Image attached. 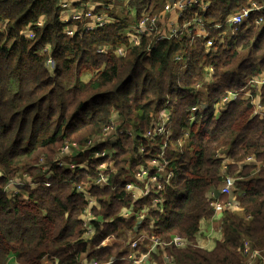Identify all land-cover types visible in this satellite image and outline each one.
I'll return each mask as SVG.
<instances>
[{
  "label": "trees",
  "instance_id": "16d2710c",
  "mask_svg": "<svg viewBox=\"0 0 264 264\" xmlns=\"http://www.w3.org/2000/svg\"><path fill=\"white\" fill-rule=\"evenodd\" d=\"M206 1L208 9L195 12L207 28L223 24L242 8L255 5L259 10L234 33L209 32V50L205 40L185 33L165 41L143 38L129 47L125 21L92 31L79 25L69 37L60 22L61 0H0V264H83L84 259L131 264L124 245L98 246L107 235L136 225L134 217H118L119 209L130 202L120 178L128 180L137 166L152 160L166 162L173 178L153 195L162 206L148 212L138 230L164 242L179 235L192 245L181 250L164 247L150 260L161 263L166 254L173 264H245L239 252L244 238L264 255V169L253 177L256 166L239 167L251 157L258 165L264 163V119L252 116L253 99L264 107V87L249 85L264 75V25L255 23L264 18V0ZM165 2L129 0L128 5L138 19L161 14ZM28 26L35 35L31 40L22 35ZM122 44L126 51L121 57L97 51ZM227 92L239 95L216 114ZM164 113L169 136L148 139L146 133ZM114 116L121 121L119 130L127 127L129 132L118 134L111 158L93 163L107 164L112 169L109 183L120 186L92 189L99 202L95 213L112 222L94 223L95 236L84 242L80 216L85 202L75 188L88 184L90 177L65 170L57 159L69 144L87 145ZM105 146L96 144L81 157ZM219 155L228 160V174L243 192L239 207L251 220L227 211L221 221L222 239L207 251L195 240L200 222L213 215L209 192L221 185ZM41 159L54 172L50 187L25 186L20 194L9 196L6 184ZM93 169L91 178L96 179ZM220 202L226 203L227 197ZM150 205V197L137 203L139 208Z\"/></svg>",
  "mask_w": 264,
  "mask_h": 264
},
{
  "label": "built area",
  "instance_id": "2783aa9c",
  "mask_svg": "<svg viewBox=\"0 0 264 264\" xmlns=\"http://www.w3.org/2000/svg\"><path fill=\"white\" fill-rule=\"evenodd\" d=\"M91 1L93 2L92 6ZM85 2V0H61L60 3L62 12L60 14V22L63 25L64 33L69 37H73L79 25H82L83 29L87 31H92L116 23L124 17L126 18L125 23L127 24L125 37L129 47L138 45L143 38L154 37V39L157 41H165L176 38L185 33L188 37L201 38L205 40V48L209 50L213 45V40L210 38L209 32H220L221 36H225L227 33H234L239 26L247 22L252 13L259 10L255 5H251L249 8H242L233 12L223 24H217L211 28H207L202 18L198 15V12H195L201 11V13H204L208 9L209 4L206 0H166L163 7V12L161 14L152 16L141 15L135 20L132 16L136 14V11L129 7V0H112L111 5L99 0H88V2ZM116 8L118 12L117 14L119 16L115 13L114 9ZM42 23L43 22L41 20L38 21L36 23L37 27H40ZM255 23L264 25V18L257 19ZM3 31L4 25L0 23V32ZM22 35L26 39L30 40L35 37L34 33L30 30V26L24 29ZM97 51L101 54L112 52L115 56L121 57L124 55L126 47L123 44L114 48L102 46L98 48ZM175 59L178 60L179 56H177ZM48 65L50 68L53 66L51 61H48ZM249 85L254 89H261L264 87V75L250 80ZM238 95L239 93L236 92H227L226 96L220 102V105L216 106V114H218L219 110L225 109ZM258 102V99L252 100V116H258L264 119V107ZM195 110L196 108L192 109V112H195ZM161 117L162 118L158 122L154 123L146 133V137L148 139L163 134H166V137L169 136L165 131V127L168 124V114L164 113ZM120 125V119L114 116L111 120L110 126L104 128L100 135L94 137V140L98 141V144L105 143L106 146L102 150L91 152L86 158L81 157V155L84 154L88 148L95 146L92 143L93 138H91L87 142V145H85L86 148L82 152L67 154L65 157L57 159L59 166L65 170H70L72 172L79 171L80 176L82 175L83 178L85 175L90 177L88 179V184L84 186L77 185L75 188L76 193L80 194L85 202V207L83 208L80 216L83 231L81 239L84 242H89L90 239H93L95 236L97 230L95 224L102 225L103 223L112 222L111 219L103 220L100 216L93 215L92 211L99 207V202L97 200V195L93 194L92 189H104L107 187L115 189L120 185L117 183L115 185L109 183L110 181L108 173L112 169H107V164L102 163V165L98 167L95 166L93 162L101 158H111V155L114 153V151L111 149V145L117 141L118 134L122 132H129L127 127H122L121 130H119ZM142 153L143 150L140 151V154ZM162 154L163 150L160 155ZM219 156L223 159L221 185L217 189L211 190L209 192V201L213 210V215H222L221 218H223L226 214V211L228 210V207H234L235 209H238L239 204L237 202L236 195L234 194L237 179L234 176L228 174V160L223 155ZM60 159H63V161ZM247 160L243 163H240L239 167L241 168V165L248 166L254 165V163L256 164V161H254V158L252 157L248 158ZM260 167L264 168V164H260ZM92 168H94V174L97 176L96 179L91 178L90 171ZM48 169L49 171L47 173V181L42 183H31L28 185L26 181H18L16 179L10 180L5 186V192L9 196H14L20 194L22 189L27 185L31 189H34L39 185L50 187L51 183H49V181L54 172L53 169L49 168V166ZM172 178L173 174L171 170L168 169L166 162L159 160H152L150 164L144 167L137 166L136 172L131 173L128 180H125V177H121L120 184L123 186L124 192L130 196V202L128 205L122 207L124 208L122 210V214L127 216L128 211L130 210V214L134 215L132 217H134L137 222L136 216L140 217L146 213L148 214V212H151L154 210V208H161L162 200L153 197V195L162 192L163 187L167 185ZM152 185L153 189L155 190H151ZM222 196L227 197V202L224 204L220 202V198ZM148 197L151 198V205L139 208L137 203L144 201ZM213 215H211V217ZM148 216L149 215H147V218ZM118 217H122V215L119 216L118 214ZM98 218L101 220V222L98 221ZM145 233L147 234V232ZM107 238L108 237H105L103 240H101L98 248L104 247L103 245ZM86 239H88V241H86ZM146 240V245H144L143 248L144 251H139L143 242H124L125 247H127L129 250L128 260L131 262V264H143V262L149 260L151 255H158L159 250H164V247L172 246L176 249H181L188 245L184 238L179 236H172L168 242H164L155 235L147 234ZM242 250H244V253H241L244 257L245 264L251 263L258 257L256 252L248 250L247 243L243 245L241 251ZM246 258H248L247 262ZM164 262L165 264H170L167 257H164ZM83 264L103 263L88 262L86 259H84Z\"/></svg>",
  "mask_w": 264,
  "mask_h": 264
},
{
  "label": "crops",
  "instance_id": "0c3cea01",
  "mask_svg": "<svg viewBox=\"0 0 264 264\" xmlns=\"http://www.w3.org/2000/svg\"><path fill=\"white\" fill-rule=\"evenodd\" d=\"M258 170V169H257ZM252 173V172H251ZM257 174L258 172H255V173H252L251 175L253 177H257ZM151 190H155L153 189V185H152V188ZM236 195V198H237V202L239 204V199H240V196H242L243 192H242V189H238V186L236 185V189H235V193ZM122 208V207H121ZM119 209V216L122 215V219H130L132 216L134 215H131L130 214V210L128 211V214L127 216H125V214L123 215L122 214V209ZM121 210V211H120ZM228 212L229 211H232L234 214H237L239 215L241 218L244 219L245 222H248L251 220L250 216H246L244 214V211L241 207H238V209H235L234 207H228ZM226 211V212H227ZM93 215L94 216H98V214L95 213V209L92 211ZM222 215H216L214 214L210 219H203L200 224H199V231L196 235V243L198 244V246H202V247H205L206 249H213L214 247V244L216 243L214 239H212V236H214L215 232V228L212 226V225H217L219 226L220 228H222V218H221ZM147 218V213L145 215H142L140 217L136 216V219H137V222H136V225L133 227L132 230L130 229H121L119 234H110V235H107L106 237H108L104 243V247H109V246H113V245H124V251H126L127 253H129V250L127 247H125V244L124 242L127 241V242H133V241H140V242H143L142 245L140 246V248L144 247V245H146V236L147 234L144 232V231H139L137 228L139 226V224ZM98 221L101 222V220L98 218ZM221 223V225H219ZM221 231V230H219ZM222 234H223V228H222ZM222 239V235L220 237V240ZM219 240V241H220ZM86 241H88V239H86ZM91 250H93V247L91 248ZM122 250V252H124ZM127 259H128V256H127ZM112 262V260H110L109 262L105 263V264H110ZM144 264H165L163 261L161 263H158L157 261H153V260H147Z\"/></svg>",
  "mask_w": 264,
  "mask_h": 264
},
{
  "label": "rangeland",
  "instance_id": "374dc122",
  "mask_svg": "<svg viewBox=\"0 0 264 264\" xmlns=\"http://www.w3.org/2000/svg\"><path fill=\"white\" fill-rule=\"evenodd\" d=\"M86 2H88V0H85ZM85 2V3H86ZM92 4H93V2L91 1V6H92ZM118 8V7H117ZM117 8L116 9H114L115 10V13L117 14L118 12H117ZM118 15V14H117ZM124 15H126V14H124ZM133 15V14H132ZM157 15V14H156ZM119 16V15H118ZM113 17H115V16H113ZM133 18H134V20L136 19V14H134L133 16H132ZM121 20L122 21H126V18H121ZM42 21V20H41ZM83 79L85 80V81H87V80H89L90 79V76L89 75H86V76H83ZM207 84H211L210 82H208ZM162 117H160V119H161ZM93 142V145H96V144H98V141H96V140H94V137H93V140H92ZM86 148V146H77V145H68V146H65V147H63V149L60 151V155H59V157L60 158H62V157H65V155H67V154H71V153H79V152H82L84 149ZM61 161H63V159H60ZM248 161V160H247ZM96 165L98 166V167H100L101 165H102V163L100 162V161H97L96 162ZM242 166V165H241ZM254 166H256V168H254V169H252V173H255V172H260V170L258 171L257 169H260L261 167H260V164L258 165V164H255L254 163V165H248V166H246V167H249V169H250V167H254ZM264 169V168H263ZM48 171H49V169H48V166H47V164L45 163V161L44 160H40L35 166H34V168L33 169H31V170H29V171H23V172H21V174H20V176H18L17 178H16V180H18V181H26L27 183H28V185L29 184H31V183H42V182H45V181H47V173H48ZM26 186V187H29V186ZM31 189V188H30ZM219 225H221V223L219 224ZM214 228H215V231H217V232H215V234H214V236H212V239H214L215 240V242L217 243L219 240H220V237H221V235H222V228H220L219 226H217V225H212ZM219 230H221V231H219ZM174 236H176V235H174ZM177 236H179V235H177ZM180 237H182V236H180ZM184 240L186 241V243L188 244V245H192V244H190L188 241H187V239H185L184 238ZM216 243L214 244V247H215V245H216ZM245 243H247V246H248V250H250V251H254V252H256L257 253V255H258V257L254 260V261H252L251 263H249V264H264V255H263V251H261V250H256V249H254V248H252V244L250 243V241L248 240V239H243L242 240V242H241V245H242V247H243V245L245 244ZM195 246V245H194ZM197 247L198 248H200V249H206L205 247H202V246H198V244H197ZM242 247L240 246V249H239V252H240V254H241V252L242 253H244V250H242L241 251V249H242ZM178 250H181L180 248H178ZM207 251H211V250H213V249H206ZM164 257H167L168 258V260H169V262H170V264H173V260L170 258V257H168V256H166V254H163L162 256H161V258H162V261L164 262ZM248 261V258H246V262ZM145 262H143V264H144ZM165 263V262H164ZM9 264H14V262L13 261H10L9 262Z\"/></svg>",
  "mask_w": 264,
  "mask_h": 264
},
{
  "label": "clouds",
  "instance_id": "9594fccd",
  "mask_svg": "<svg viewBox=\"0 0 264 264\" xmlns=\"http://www.w3.org/2000/svg\"><path fill=\"white\" fill-rule=\"evenodd\" d=\"M261 164V163H260ZM262 164H264V163H262ZM242 167V166H241ZM261 168H263V167H261Z\"/></svg>",
  "mask_w": 264,
  "mask_h": 264
},
{
  "label": "bare ground",
  "instance_id": "6f19581e",
  "mask_svg": "<svg viewBox=\"0 0 264 264\" xmlns=\"http://www.w3.org/2000/svg\"><path fill=\"white\" fill-rule=\"evenodd\" d=\"M68 146V145H67Z\"/></svg>",
  "mask_w": 264,
  "mask_h": 264
}]
</instances>
